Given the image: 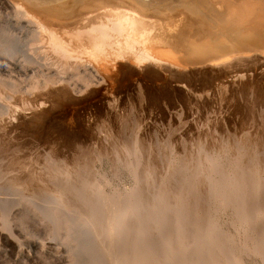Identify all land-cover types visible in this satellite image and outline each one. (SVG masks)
Returning a JSON list of instances; mask_svg holds the SVG:
<instances>
[{"label": "rangeland", "instance_id": "1", "mask_svg": "<svg viewBox=\"0 0 264 264\" xmlns=\"http://www.w3.org/2000/svg\"><path fill=\"white\" fill-rule=\"evenodd\" d=\"M70 1L60 15L66 23L53 30V44L58 46L49 44L52 51L46 34L40 32L42 39L32 27L28 30L21 5L16 10L17 0H0V264H113L116 258L120 264L125 259L131 264L145 249L134 243L135 229L131 232L127 222L137 221L156 193L164 194L159 202L163 207L175 193L176 182H197L195 187L205 195L215 192L227 174L231 187L227 190L233 191L235 171L242 165L244 170L255 166L257 177H264V161L257 156L264 149V0H143L153 14L145 21L139 43L132 42L127 53L112 45L115 33L102 39L105 36L88 32L106 13L101 7L107 0H53L52 6ZM115 2L107 5L121 6ZM245 5L249 10L255 5L259 18L244 21L240 15ZM83 24L86 30L79 32ZM159 36L168 38L172 58L183 61V66L172 60H134L142 49L160 48ZM203 45L212 48L198 50ZM93 48L98 50L92 52ZM45 76L53 77L52 84H46ZM235 157L243 159L238 162ZM234 159L237 164H232ZM188 174L192 178L186 179ZM92 188L103 196L88 200ZM226 192L215 193L213 202L218 241L225 243V255L218 253L213 263L264 264V257L250 244L257 234L252 231L263 229L264 220L256 230L243 233L232 206L216 212ZM69 197L72 202L67 205ZM137 199L142 202L135 211ZM89 208L96 209V215L91 217ZM150 216L148 221L156 219ZM111 217L126 222L123 233H130L135 246L131 258L124 246L129 241L122 235V241L117 235L111 242L107 231ZM167 231L145 241L151 251L148 264L166 262L157 247L165 242ZM213 249L205 252L200 264L213 261ZM181 252L172 264H181Z\"/></svg>", "mask_w": 264, "mask_h": 264}, {"label": "bare ground", "instance_id": "2", "mask_svg": "<svg viewBox=\"0 0 264 264\" xmlns=\"http://www.w3.org/2000/svg\"><path fill=\"white\" fill-rule=\"evenodd\" d=\"M21 1H23V3L21 2V4H19ZM58 1H60V0H58ZM98 1H100V0H98ZM97 1V2H98ZM105 1V0H104ZM107 1H109V0H107ZM105 2L104 4H109L110 5V3H112V0L111 1H109V3L108 2ZM123 1H125L124 2V4L125 5H123V4H119V5H121V6H118V7H109V5H105L104 7H109V9L106 7V9L104 8V7H101V8H103V9H101V12H102V14L104 13V12H106V13H104V15H101V13L99 14L98 13V15L100 16L101 15V17L102 18H104V20L102 19V18H100V21H97V23H98V26L96 25V23L94 22V23H92L91 25H96V27L94 26H89V30H88V32L90 31V32H92V33H94V34H96V36L97 37H99V36H105V37H103L102 39H106V35H108V34H110L111 32L112 33H115L116 35H115V37L116 38H114L115 40H116V42H114V40H112V45L114 46V45H116V46H118V49L119 50H117V51H119V52H123V53H127L128 51H130V49H131V45H132V42H136V43H139V41H140V38H141V36H142V34H143V28H144V26H145V21H147V20H150L149 19V17H151L152 16V14H153V11L151 10V8L148 6V4H145V3H143L142 1L143 0H122V2ZM17 4H15V6H17V5H21V7L20 8H23V9H19V10H22L21 11V14L23 13L26 17H25V19H27V20H25V21H27V22H25V24H26V26L28 27V30H29V28H31L32 27V32L34 33V32H41L43 35H47L48 37H49V39L51 40V43L47 40V41H45L46 42V44H47V42H48V44L46 45V46H48V48L50 49V50H52L53 51V49H51L52 48V45H53V47L55 48L56 46H58V45H56L55 46V44H53V40H55L53 37V30L54 29H56V27L59 25L58 23H60V25H62V26H58V27H63L64 26V24L66 23L65 22V19L62 17V16H60V15H63V14H65V12H67V8H69V3H71V1L70 2H68V3H66L65 5H57V7H55V8H53V0H35L34 2H32V1H30V0H17ZM113 2H115V0H113ZM117 2V1H116ZM115 2V4L116 5H118L117 3ZM102 3H103V0H102ZM101 3V4H102ZM114 4V3H113ZM14 4H12V6H13ZM115 5V6H116ZM250 5V4H249ZM253 5V4H252ZM256 5V4H255ZM255 5L253 6L254 7V9H255ZM111 6H112V4H111ZM246 6V5H245ZM248 6V5H247ZM247 6H246V8H247ZM251 6V5H250ZM257 7V6H256ZM260 7V6H259ZM97 8V7H96ZM245 8V12L244 13H242L241 15H244V17L243 16H241L240 15V12H241V10L242 9H240V11L239 12H237L239 15H240V17H242V19L244 18V21L246 20V21H248L247 19H245V18H251L249 21L250 22H252V19L254 18V20L255 19H258L259 18V10L257 11L258 13L256 14V9H255V11H254V9H246ZM250 8V7H249ZM18 9V6L16 7V10ZM99 9H100V7H99ZM105 9V10H104ZM104 12H103V11ZM235 11L236 10H234V12L232 11V13H231V17H232V14L233 13H235ZM17 12H19V11H17ZM97 12V11H96ZM20 13V12H19ZM22 14V15H23ZM81 14V13H80ZM80 14H78V15H80ZM82 15V14H81ZM97 15V16H98ZM235 15V14H234ZM233 15V16H234ZM96 16V17H97ZM98 16V17H99ZM230 17V18H231ZM236 17H238L237 19H240L239 18V16H236ZM24 18V17H23ZM69 18H71L72 19V17H69ZM233 19H235V18H233ZM263 19H264V16H263ZM230 21H233V20H230ZM235 21V20H234ZM241 21V20H240ZM248 21V22H249ZM236 23H238V24H240L239 22H236ZM244 23V22H243ZM242 23V24H243ZM247 22H245L244 24H246ZM255 23V22H254ZM58 24V25H57ZM241 24V25H242ZM84 25L85 24H83L82 25V27L84 28ZM87 25V24H86ZM85 25V26H86ZM88 25H90V24H88ZM250 25V24H249ZM53 27V28H52ZM57 27V28H58ZM71 27V26H70ZM81 26L79 27V32L82 30V31H85L86 30V28H82ZM87 27V26H86ZM23 28H25V27H23ZM76 28V27H75ZM26 29V28H25ZM76 30H78V29H76ZM81 31V32H82ZM37 32V33H38ZM40 33V34H41ZM41 34V35H42ZM79 34V33H78ZM35 35H36V33H35ZM40 35V36H41ZM43 35L41 36L42 37V39H43ZM79 37V36H78ZM80 38V37H79ZM44 39H47L46 38V36L44 37ZM98 39H100V38H98ZM107 39H108V37H107ZM156 39H158V41L157 42H159V43H161L162 45L160 46V48H156V49H154V50H144V49H142V52H140L141 54H135V56L136 57H134V60H136V61H139V62H144V61H157L158 63L159 62H166V63H169L171 60L173 61V64H175L176 66H183V61H181V60H178V59H176V58H172L173 56V51L171 50L170 52H169V50L170 49H168V46H167V44H168V42H169V40H168V38H166V37H160L159 36V38H156ZM57 41V40H56ZM103 41V40H102ZM104 42V41H103ZM98 44H99V42H97ZM101 43V42H100ZM114 43V44H113ZM191 43V42H190ZM49 44H51V48H50V45ZM97 45V44H96ZM103 45V44H102ZM101 45V46H102ZM95 46V45H94ZM181 46V45H180ZM186 46L187 45H183L182 46V50H184V49H186ZM237 46V44H234L232 47H236ZM60 47H62V46H60ZM190 47L191 48H193V46L192 45H190ZM231 47V48H232ZM238 47V46H237ZM90 48V47H89ZM97 48H98V46H97ZM114 48H115V46H114ZM198 48V50H203L204 48L206 49V48H212L211 46H200V47H197ZM94 49V48H93ZM92 49V52H96V50H98V49H100V48H98V49H94L93 50ZM57 50H58V48H57ZM181 50V49H180ZM231 51V50H230ZM172 52V53H171ZM224 52H226V51H224ZM229 52V51H228ZM222 53V52H221ZM161 56V55H163L164 56V58L163 59H161V57H159V56ZM166 56V57H165ZM169 61V62H168ZM177 62V63H176ZM105 63H107V62H105ZM165 64V63H164ZM105 68V67H104ZM25 74H27L26 72H25ZM27 76H28V74H27ZM46 77V76H45ZM52 77V76H51ZM46 78H48L47 79V82H46V84L47 83H51V82H53L51 79L53 78H49V76L48 77H46ZM33 79V78H32ZM30 81V80H29ZM35 83H36V81H35ZM41 83H42V81H41ZM40 83V84H41ZM52 84V83H51ZM33 85V84H32ZM30 86V85H29ZM38 86V85H37ZM49 88H51V85H50V87ZM51 90V89H50ZM49 90V91H50ZM38 93V92H37ZM40 93V92H39ZM49 93V92H48ZM44 94V93H43ZM47 94V93H46ZM45 94V95H46ZM51 94V93H50ZM38 95V94H37ZM41 95H42V93H41ZM48 98V97H47ZM38 103V102H37ZM28 104V103H27ZM2 123V122H1ZM263 127V126H262ZM264 128V127H263ZM264 132V131H263ZM262 135V134H261ZM246 137V136H245ZM248 137V136H247ZM250 138H251V136H250ZM249 139V138H248ZM135 141V140H134ZM237 141H239V140H237ZM242 142V141H241ZM240 142V143H241ZM246 142V141H245ZM235 143V142H234ZM238 142H236V144H237ZM244 143V142H243ZM242 143V144H243ZM236 144L233 146V147H237L236 146ZM255 145V144H254ZM239 146H240V144H239ZM238 146V147H239ZM256 147V146H255ZM240 148V147H239ZM149 149V148H148ZM159 149V148H158ZM241 149V148H240ZM253 149V148H252ZM263 149V148H262ZM134 150V149H133ZM235 150V149H234ZM243 150V149H242ZM241 150V151H242ZM259 150V149H258ZM264 150V149H263ZM262 150V152L263 153H261L260 155H257V156H259V157H262V160L264 161V151ZM106 151V150H105ZM251 152V151H250ZM138 153V152H137ZM136 153V154H137ZM242 153H243V151H242ZM116 155V154H115ZM242 155V154H241ZM241 155H238L237 156V158H240L241 157ZM245 155V153L243 154V156ZM234 156H235V154H234ZM256 156V155H255ZM256 156V157H257ZM225 157V156H224ZM229 157V156H228ZM117 158V157H116ZM136 158V157H135ZM119 159V158H118ZM235 159H236V157H235ZM235 159H234V163H232V164H235L236 163V161H235ZM241 159H243V158H241ZM241 159H238L239 161L241 160ZM247 159V158H246ZM259 159H261V158H259ZM214 160V159H213ZM212 160V161H213ZM237 160V159H236ZM237 160V161H238ZM249 160V159H248ZM247 160V161H248ZM253 161H255V159H252ZM251 160V162L250 163H253V161ZM123 161V160H122ZM170 161V160H169ZM228 161H229V159H228ZM232 161V160H231ZM238 161V162H239ZM159 162V161H158ZM209 162H211V159H210V161ZM216 162V161H215ZM242 162H243V160H242ZM241 162V163H242ZM160 163V162H159ZM222 163V162H221ZM247 163V165L249 164L248 162H246ZM257 163V162H256ZM2 164V163H1ZM120 164H121V162H120ZM145 164H147V163H145ZM207 164V163H206ZM217 164V163H216ZM215 164V165H216ZM227 164V163H226ZM237 164V163H236ZM244 164V163H243ZM258 164V163H257ZM256 164V165H257ZM130 165V164H129ZM163 165V164H162ZM212 165V164H211ZM219 165V164H218ZM218 165H217V168H218ZM242 165V164H241ZM255 165V164H254ZM263 165V164H262ZM3 166V165H2ZM128 166V165H127ZM147 166V165H146ZM166 166V165H165ZM232 166V165H231ZM231 166H229V167H231ZM235 166V165H234ZM237 166V165H236ZM236 166H235V168H236ZM251 166V165H250ZM183 167V166H182ZM185 167V166H184ZM221 167V166H220ZM219 167V168H220ZM228 167V168H229ZM241 167V169H242V167H243V165L242 166H240ZM240 167H239V170L238 169H236V171L233 169V171H235V173L237 172V174L235 175L236 176V178L237 179H235L236 180V183H234L233 185L235 186L234 188H233V191H229L228 192V190L227 189H229V187H230V180H229V176H228V174H227V176L225 177V180H221L222 182H221V184L219 185L218 183H217V180L215 179V178H213V179H215L216 180V182L215 183H217V185H215V186H219L217 189H216V191L215 192H209V191H207V192H209V193H207V194H203L202 192H200L199 191V189L198 188H196L195 186H196V184H197V182H196V184L194 185L193 183L191 184L189 181H182V182H176V185H175V187H173V188H175V193H172V196H171V199H170V202H168V204L167 205H164L163 207H161L160 205H159V202H160V200H162L163 198H164V194L163 193H160L159 192V194H155V198H153V201H152V205L151 204H149V205H146V208L144 209V211L140 214L141 216L140 217H138L137 219V221H134V219H133V221H132V219H131V223H128L127 222V225L126 226H128V227H131V228H128L129 230L131 229V232H132V230H134L133 232L135 233H132L131 235H133L134 234V236H135V242L134 243H136V244H138L139 246L142 244V246H143V249H145L144 251H143V253H141V255H139V256H137L136 257V255H138V254H136L135 255V257H133V260L131 261V264H148V263H150V262H146V259H147V256H149V255H151V254H148V252H151V251H148L149 249H147L148 248V246H149V244H148V246L145 248V246H144V244H146L145 243V241L149 238V237H155V238H157V239H159L160 238V236H162L167 230L169 231V235L167 236V238H165V242L164 243H162L159 247H157V250H159V252L165 257V261L166 262H164V259H163V264H172V262L173 261H175V259L174 260H172L173 258H176V255L175 254H177V252L179 251V253L178 254H180V252L182 253L181 254V256L184 254V257H183V259H182V261L184 260V262H182L181 261V264L182 263H184V264H200L201 262H203V255L204 254H206L205 252H209V251H207V250H209L211 247H214V249L212 250V252H211V255H210V258L213 260V261H211L212 263L214 262V258H216L217 256H218V253L220 254H222V253H225V252H223V250H224V245H225V243H224V245H222L221 243H219V239H220V237H218L217 236V226H218V224H217V216H216V214H215V210L213 209L214 207H213V202H214V200H216V195H215V193H217V194H219V192H221V190L224 192H226V190H227V192L225 193V195H223L222 194V198H221V200H220V204H218V206L219 207H217V205H215V207H217L218 209H217V211L216 212H219V211H221L222 212V208L223 207H225V209H226V206H228V207H230V208H232L233 209V216L235 217V218H237L238 219V221H239V229H242V232H243V230L244 229H246V231H248V230H256L257 229V223H259V221L260 220H264V177L262 178L261 176H259V177H261V178H259V177H257V171L254 169V167H252V168H247L246 170H244V169H240ZM245 167V166H244ZM258 167V166H257ZM256 167V168H257ZM31 168V167H30ZM134 168H136V167H134ZM133 168V169H134ZM208 168V167H207ZM259 168V167H258ZM263 168V167H262ZM7 169V168H6ZM172 169V168H171ZM174 169V168H173ZM181 170V169H180ZM183 170V169H182ZM229 170H231V169H229ZM260 170V169H259ZM41 171V170H40ZM166 171V170H165ZM174 171V170H173ZM172 171V172H173ZM175 171H176V168H175ZM261 171V170H260ZM171 172V171H170ZM171 172V173H172ZM180 173V172H179ZM201 173H203V171L201 172ZM214 173V172H213ZM215 173H217V172H215ZM234 173V172H233ZM232 173V174H233ZM33 174V173H32ZM178 174V173H177ZM191 174V173H190ZM212 174V173H211ZM219 174V173H218ZM179 175V174H178ZM178 175H176V176H178ZM183 173H182V176L181 177H183ZM189 175V174H188ZM193 176H196V172H195V174H192ZM223 175V174H222ZM144 176V175H143ZM152 176V175H151ZM168 176V175H167ZM190 176V175H189ZM200 176L202 177V175H200V173H199V178H200ZM206 176V175H205ZM146 177V176H145ZM163 177H165V176H163ZM230 177H232V176H230ZM147 178V177H146ZM169 178V177H168ZM180 178V177H179ZM184 178H186V175L184 176ZM184 178H182V179H184ZM190 178H192L191 176L189 177V178H186V179H190ZM205 178H208V176H206ZM67 179H68V177H67ZM151 179V178H150ZM163 179V178H162ZM181 179V178H180ZM202 179H203V177H202ZM218 179V178H217ZM65 180V179H64ZM170 180V179H169ZM172 180V179H171ZM176 180V179H175ZM179 180V179H178ZM199 180V179H198ZM220 180V179H219ZM55 181V180H54ZM146 181V180H145ZM177 181V180H176ZM195 181H196V178H195ZM212 181V180H211ZM211 181H210V183H211ZM232 181H234V180H232ZM147 182H148V179H147ZM150 183H151V181H149ZM163 182H165V181H163ZM189 182V183H188ZM192 182V181H191ZM207 182H209L208 181V179H207ZM149 183V184H150ZM210 183H207V184H209V185H212V184H210ZM64 184V183H63ZM86 184H87V182H86ZM163 184V183H162ZM165 184V183H164ZM164 184H163V186H164ZM199 184H201V182L199 183ZM205 184V183H204ZM70 185V184H69ZM139 185H140V183H139ZM143 185V184H142ZM157 185V184H156ZM166 185V184H165ZM65 186V185H64ZM81 187H83V186H85L84 184L83 185H80ZM149 186V185H148ZM168 186V185H167ZM232 186V185H231ZM77 187H79V186H77ZM94 187V186H93ZM214 187V186H213ZM56 188V187H55ZM89 188H91V187H89ZM97 188V187H96ZM159 188V187H158ZM171 188V187H170ZM204 188V187H203ZM209 189H210V187H208ZM208 188H206V189H208ZM79 189V188H78ZM86 189V188H85ZM98 189V188H97ZM96 189V190H97ZM146 189V188H145ZM165 189H167V187L165 186ZM202 189V188H201ZM208 189V190H209ZM212 189V188H211ZM210 189V190H211ZM230 189H231V187H230ZM70 190H72V189H70ZM95 190V188H92V189H90L89 190V199L88 200H90L91 198H94L95 199V196H96V198H100V196L102 197L103 195H98L97 194V192H98V190L96 191ZM85 191V190H84ZM205 191V190H204ZM82 192V191H81ZM164 192V191H163ZM67 193V192H66ZM71 193V192H70ZM73 193V192H72ZM75 193H76V191H75ZM87 193H88V191H87ZM147 193V192H146ZM153 193V192H152ZM63 194V193H62ZM81 194V193H80ZM84 194V193H83ZM167 194H168V192H167ZM82 195V194H81ZM124 195V194H123ZM64 196V195H63ZM77 195L75 194L74 195V197H76ZM79 196V195H78ZM77 196V197H78ZM87 196V195H86ZM136 196V195H135ZM151 196V195H150ZM76 197V198H77ZM110 197V196H109ZM115 197V196H114ZM153 197V196H152ZM79 198L80 199H82L84 202H86L85 200V198L83 197V196H79ZM79 198H78V200H79ZM149 199V198H148ZM62 200V199H61ZM66 200V199H65ZM77 200V201H78ZM100 200V199H99ZM151 200H152V198H151ZM67 201V200H66ZM104 201V200H103ZM117 201H118V199H117ZM141 201V200H140ZM140 201L137 199L135 202V205H133V203H132V205L134 206V209H135V211H137V209L139 208V206H140ZM68 202H72V197L70 198L69 197V200L67 201V205H69L70 203H68ZM93 202V201H92ZM91 202V203H92ZM96 202H98V201H96ZM112 202V201H111ZM113 202H115V201H113ZM126 202V201H125ZM134 202V201H133ZM142 202V201H141ZM217 202V201H216ZM80 203V202H79ZM87 203V202H86ZM85 203V204H86ZM120 203V202H119ZM119 203H117L116 204V207H117V205L119 204ZM65 204V205H66ZM78 204V203H77ZM96 204V203H95ZM102 204H103V202H102ZM105 204V203H104ZM103 204V205H104ZM106 204H107V202H106ZM110 204V203H109ZM126 204V203H125ZM146 204V203H145ZM205 204H208V206L207 205H205ZM60 205V204H59ZM58 205V206H59ZM80 205H83V204H81L80 203ZM91 205V204H90ZM94 205V204H93ZM97 205V204H96ZM95 205V206H96ZM100 205V204H99ZM56 206V205H55ZM89 206V205H88ZM102 205H100V207H101ZM232 206V207H231ZM83 207V206H82ZM90 207V206H89ZM93 207V206H92ZM98 207V206H97ZM96 207V208H97ZM104 207V206H103ZM102 207V210L104 209ZM116 207H114V209H116ZM99 208V207H98ZM111 208V207H110ZM112 208H113V206H112ZM111 208V209H112ZM68 209V208H67ZM82 209V208H81ZM86 209V208H85ZM90 209V208H89ZM124 209V208H123ZM228 209V208H227ZM232 209H231V211H232ZM90 210H92V209H90ZM89 210V212H91ZM96 210V209H95ZM95 210H92V212L93 213H91V217H92V215L94 214V213H96L95 212ZM98 210V209H97ZM106 210H108V209H106ZM117 210V209H116ZM143 210V209H142ZM141 210V211H142ZM229 210V209H228ZM79 211V210H78ZM105 211V210H104ZM132 211V210H131ZM140 211V212H141ZM226 211V210H225ZM231 211H230V213H231ZM122 212V211H121ZM127 212V211H126ZM135 213V212H134ZM229 213V214H230ZM65 214V213H64ZM84 214V213H83ZM98 214V213H97ZM104 214V213H103ZM113 214V213H112ZM131 214H132V212H131ZM130 214V215H131ZM136 214H137V212H136ZM214 214V215H213ZM221 214V213H220ZM68 214H66V216H67ZM94 215H96V214H94ZM138 215V214H137ZM150 215H155L156 217V219L155 220H153L152 219V221H150V219H149V221H148V216H150ZM99 216V215H98ZM104 216V215H103ZM126 216V215H125ZM136 216V215H135ZM211 216H213L212 218H211ZM229 216V215H228ZM230 216H231V214H230ZM90 217V218H91ZM121 217H122V215H121ZM127 217V216H126ZM151 217V216H150ZM204 217V218H203ZM89 218V217H88ZM154 218V217H153ZM208 218V221H206V222H208L205 226H202L203 224H202V222L205 220V219H207ZM83 219H85V217L83 218ZM124 219V218H123ZM233 219V218H232ZM88 220H90V219H88ZM95 220V219H94ZM108 220H109V218H108ZM112 220H113V218L111 217L110 218V221H108V223H109V228H108V226H107V231L108 230H110V231H108L109 232V235H110V238H111V242L112 241H115L113 238L115 237V236H117V235H119L118 236V238L122 235V238H123V240L124 241H129V237H130V233L128 232V234H126V232L125 233H123V230H124V228L122 229V225L124 224V222H125V220H124V222H123V220L122 221H115V220H113V222L115 223L114 225H112ZM96 221V220H95ZM229 221V220H228ZM130 222V221H129ZM233 222V221H232ZM261 222V221H260ZM262 223V222H261ZM58 224V223H57ZM125 224H126V222H125ZM205 224V223H204ZM221 224V223H220ZM233 224V223H232ZM237 224H238V222H237ZM236 224V225H237ZM262 225V224H261ZM260 225V226H261ZM259 226V225H258ZM262 226H264V225H262ZM132 227H133V229H132ZM135 227V228H134ZM99 228V227H98ZM261 228H263V227H261ZM236 229H238L237 227H236ZM167 231V232H168ZM217 231V232H216ZM241 231V230H240ZM106 232V231H105ZM252 232H255V233H257L255 236H253L252 237V239H250V244H251V246H252V248H253V250H254V253H256L258 256H260V258L261 257H264V228L263 229H261V230H259V231H252ZM241 233V232H240ZM244 233V232H243ZM243 233H242V235H243ZM249 233V232H248ZM223 234V233H222ZM221 234V235H222ZM227 234V233H226ZM246 235V234H245ZM109 237V236H108ZM133 237V236H132ZM223 237V236H222ZM230 237V236H229ZM110 238H108V239H110ZM154 238V239H155ZM219 238V239H218ZM225 238V237H224ZM98 239V238H97ZM113 239V240H112ZM249 239V238H248ZM247 239V240H248ZM105 240V239H104ZM119 240H121L122 241V239L121 238H119ZM134 240H132V241H134ZM150 240V239H149ZM148 240V241H149ZM223 240V239H222ZM107 241V240H106ZM131 241V240H130ZM130 241H129V243L128 242H126V243H128V246L127 245H124L125 246V248L127 247V249H125V250H127L126 252H128V255H130L129 257L131 258V256H134V254L132 255L131 254V251L134 249V247L135 246H132L131 244H130ZM155 241V240H154ZM231 241V240H230ZM147 242V241H146ZM186 242V243H185ZM123 243V242H122ZM125 243V244H126ZM229 243V242H228ZM159 245V244H158ZM138 246V247H139ZM151 246V245H150ZM155 247H156V245H154ZM245 246V245H244ZM123 247V246H122ZM133 247V248H132ZM226 247V246H225ZM249 247V246H248ZM248 247H247V249H248ZM132 248V249H131ZM137 248V247H136ZM226 249V248H225ZM245 250H246V247L244 248ZM141 250V249H140ZM167 250V251H166ZM252 250V251H253ZM134 251V250H133ZM195 251V255L194 256H196L195 257V259L193 260L192 259V253ZM198 251V252H197ZM114 253V252H113ZM117 253V252H116ZM134 253V252H133ZM153 253V252H152ZM167 253V254H166ZM249 253H251L250 251H249ZM253 253V252H252ZM210 254V253H209ZM111 255V254H110ZM117 255V254H116ZM207 255V254H206ZM222 255H225V254H222ZM221 255V256H222ZM224 257V256H223ZM120 258V257H119ZM149 258V257H148ZM181 258V257H180ZM220 259H221V257H220ZM114 260V259H113ZM122 260V258L120 259V261ZM124 260V259H123ZM126 260V259H125ZM125 260L123 261V264H127V263H124L125 262ZM181 260V259H180ZM209 260V259H208ZM97 261V260H96ZM116 261L117 262H115L114 263V261H113V264H116V263H118V259L116 258ZM149 261V260H148ZM122 262V261H121ZM121 262H119L118 264H120ZM206 262V261H205ZM211 262L209 261V264H211ZM221 262H222V259H221ZM129 263V262H128ZM215 263H217V262H215ZM215 263H213V264H215ZM220 263V262H219ZM263 263H264V261H263ZM151 264H157V262H155V263H153V262H151ZM205 264V263H204ZM225 264H235L234 263V261H231L230 260V262H227V263H225Z\"/></svg>", "mask_w": 264, "mask_h": 264}]
</instances>
